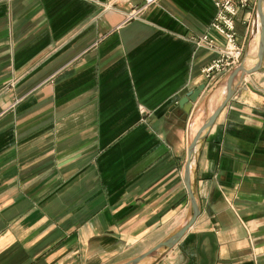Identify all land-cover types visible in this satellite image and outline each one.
I'll return each instance as SVG.
<instances>
[{"label":"crops","instance_id":"obj_1","mask_svg":"<svg viewBox=\"0 0 264 264\" xmlns=\"http://www.w3.org/2000/svg\"><path fill=\"white\" fill-rule=\"evenodd\" d=\"M141 3L0 0V264H123L188 217L187 149L231 70L208 82L217 54L190 40L210 0H158L129 19ZM253 17L235 23L248 65ZM203 85L186 115L178 102ZM193 181L199 215L154 264H264V48Z\"/></svg>","mask_w":264,"mask_h":264},{"label":"water","instance_id":"obj_2","mask_svg":"<svg viewBox=\"0 0 264 264\" xmlns=\"http://www.w3.org/2000/svg\"><path fill=\"white\" fill-rule=\"evenodd\" d=\"M252 42V58L254 61L253 65H248L247 63L243 62L228 73L225 79V91L222 94L219 105L211 112V114L206 117L203 124L196 131L189 143L187 149V161L185 164L183 177V181L190 200V212L188 217L179 229H177L163 241L158 243L152 249L123 264H154L180 241V239L186 234V232L197 219L199 215V205L195 194L193 172L199 149L208 130L213 125L217 115L232 97L234 91L236 90L243 77L258 71L260 68L264 48V0H257V3L255 5L254 17L252 21ZM203 89L204 85L196 91L187 93L178 102L179 106L183 109L186 115L191 112L193 105L199 99V96Z\"/></svg>","mask_w":264,"mask_h":264},{"label":"built area","instance_id":"obj_3","mask_svg":"<svg viewBox=\"0 0 264 264\" xmlns=\"http://www.w3.org/2000/svg\"><path fill=\"white\" fill-rule=\"evenodd\" d=\"M157 1L142 0L140 5L132 8L129 19L138 17ZM210 2L214 7V15L208 29L200 36L190 38L197 47H205L217 54L216 59L201 72L208 82L228 73L241 63L243 46L238 43L236 37V19L241 12L253 13L257 0H210ZM212 34L221 37V47L217 45ZM140 113H143L142 109Z\"/></svg>","mask_w":264,"mask_h":264},{"label":"rangeland","instance_id":"obj_4","mask_svg":"<svg viewBox=\"0 0 264 264\" xmlns=\"http://www.w3.org/2000/svg\"><path fill=\"white\" fill-rule=\"evenodd\" d=\"M254 12V11H253Z\"/></svg>","mask_w":264,"mask_h":264}]
</instances>
